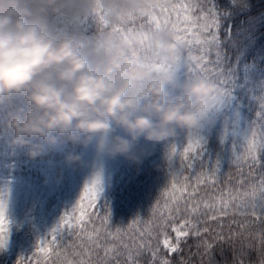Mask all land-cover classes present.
Wrapping results in <instances>:
<instances>
[{"label":"clouds","instance_id":"9594fccd","mask_svg":"<svg viewBox=\"0 0 264 264\" xmlns=\"http://www.w3.org/2000/svg\"><path fill=\"white\" fill-rule=\"evenodd\" d=\"M93 5L0 0V135L32 157L71 142L139 165L148 144L193 135L208 122L220 86L207 76L180 81L166 67L177 62L179 48L160 49L154 64L107 35L81 31L77 20ZM158 36L173 38L167 31ZM64 160L85 163L80 152Z\"/></svg>","mask_w":264,"mask_h":264},{"label":"snow or ice","instance_id":"6c2138e0","mask_svg":"<svg viewBox=\"0 0 264 264\" xmlns=\"http://www.w3.org/2000/svg\"><path fill=\"white\" fill-rule=\"evenodd\" d=\"M197 8V0H157L140 17V22L149 30L164 27L173 32L175 38L171 44L175 48L194 46L205 43L206 34L214 24L207 13ZM193 59L199 62L207 57ZM261 148H264V129L256 128L234 160L235 181L233 170L224 175L229 185L224 197L201 189L203 186L221 192L217 187L221 176L218 161L211 168L194 170V160L203 153L200 138L195 134L188 136L187 143L179 150L173 144L168 156L171 163L178 152L179 167L172 169L171 182L163 190L167 199L163 204L160 203L163 197L156 200L151 218L144 226H138L140 217L133 219L127 228L110 225V208L105 205L106 210L101 211L98 205L103 189L102 175L97 172L85 183L72 210L61 217L49 236L37 242L30 256H20L17 264H174L170 254L182 252L181 245L186 244L189 237L195 240L197 251H190L189 259L180 256L175 264H190L194 255H200L201 259L207 256L211 261L217 244H228L235 249L239 241L241 248H252V241L257 240L262 257L260 264H264ZM232 183L237 187H231ZM185 186L191 191L185 192ZM178 191L185 194L177 195ZM8 225L6 204L0 200V248L6 244ZM64 228L71 230V239L66 242L58 239V232ZM142 257L147 259L142 260Z\"/></svg>","mask_w":264,"mask_h":264},{"label":"rangeland","instance_id":"374dc122","mask_svg":"<svg viewBox=\"0 0 264 264\" xmlns=\"http://www.w3.org/2000/svg\"><path fill=\"white\" fill-rule=\"evenodd\" d=\"M155 3H157V0H149L147 6H137L136 0H127L125 6V0H113L110 5L106 4L105 0H94L91 11L79 17L77 24L82 25L92 18L100 17L106 23L127 20L137 15V13L145 14ZM197 5V10L207 13L214 20V24L206 34L205 43L179 47V50L186 52L187 64L182 66L173 64L171 70L175 73L184 70V73H176L178 79L184 81V79L188 80L200 76L199 70L202 73L209 72L210 67L206 65L210 63H221V69L223 70L220 71L223 77L222 83L227 85L222 91H231L232 95L226 93L227 102L220 101L215 97L212 109L215 108V105H220L219 110L222 112L226 108L225 106L229 104L227 109L231 110V114L226 116L229 122L228 126L225 127L224 125V117H211L209 115L210 120L202 123L201 128L194 134L202 140L203 133L207 137L209 133L215 131L217 137L220 138L218 150L224 148L230 158L244 150L254 129H264V68L248 60H235L227 56L224 51L226 39L224 34L230 30L226 27L225 20L228 12L216 7L214 0H197ZM117 12L120 13L119 16L116 15ZM57 19L60 22H65L64 17H57ZM161 31L172 33L173 38H160L158 33ZM115 36L116 33H114ZM147 38L148 47L143 51L138 49L146 57V60H153V57L160 50V45L163 48H175L171 44L175 34L164 27L151 29V34H147ZM153 43L157 50L153 49ZM126 46L127 44L123 45V47ZM193 57H207V59L198 62ZM236 107L242 112L237 111ZM231 122L235 123V129L231 128L233 126ZM232 137L237 139L233 140ZM187 139L188 135L181 133L178 138H171L155 145L148 144L150 154L143 160L159 155L165 149H171L173 144L179 150L187 143ZM141 143H144V141H141ZM12 145L8 143L7 137L0 135V149L4 148L5 150V152L0 153L2 157L8 153L7 150ZM263 149L261 148V151ZM70 151L82 153L85 163L75 166L67 164L64 156ZM44 155L46 157L40 158L38 164L37 170L40 175L38 182L31 177H18L0 173V200H3L6 204V215L9 220L7 241H13V238H17L22 244L37 247V242L43 238L41 224L44 221L42 219L45 216L47 217L46 212L49 210L46 207V202L50 201L52 191L55 192L56 188L60 189L64 194L63 197L71 203L70 209H72L79 200L85 183L89 182L97 172L102 175L103 190L100 193L102 194L105 193L103 191L108 187L111 179H116L117 175L124 174L134 165L123 156L108 157L98 153L91 145L85 147L73 145L71 142L60 144L45 152ZM231 165H235L234 161ZM58 223L59 221H56V224ZM47 224L51 226L49 222ZM173 254H170V258Z\"/></svg>","mask_w":264,"mask_h":264},{"label":"trees","instance_id":"16d2710c","mask_svg":"<svg viewBox=\"0 0 264 264\" xmlns=\"http://www.w3.org/2000/svg\"><path fill=\"white\" fill-rule=\"evenodd\" d=\"M214 2L220 10L228 12L225 20L226 27L230 30L224 34L226 36L224 51L227 56L235 60H248L264 68V0H214ZM143 15L137 13V15L127 20L109 23L104 22L102 17L92 18L85 24H78V27L93 38L107 35L114 45L123 47L124 44H127L126 48L131 53L137 52L146 59L139 50L143 51V49L148 47L147 34L150 35L151 30L142 26L140 17ZM134 21L135 24L133 23ZM114 33H116L115 37ZM141 33L146 34L141 35ZM152 47L157 50L154 43ZM162 48L163 46L160 45V49ZM185 53L182 50L178 51L177 62L174 65L182 66L187 64ZM151 61L154 64L156 63L154 60ZM206 66L210 67L209 72L205 71V73H202L199 70L200 76H207L215 81L220 86V93L216 98L227 102L226 96L232 94L231 91H222L227 85L222 83L223 77L220 71L223 70L221 69V63H210ZM182 72L184 73V70H179L176 73ZM228 105L225 106L226 108L222 112L219 110L220 105H215V108L209 113L211 117H224L225 127L229 123L226 116L231 114V110L227 109ZM236 110L242 112L237 107ZM231 125H233L231 128L235 129V123L231 122ZM219 139L215 131L209 133L207 137L203 133L201 140L203 153L200 158L194 160V170H199L201 167L211 168L218 161L221 180L217 187L221 189V192L217 193L215 188L205 189L203 186H201V189L214 195L226 197L229 185L226 184L224 175L233 170V180L235 181L236 165L231 164L237 154L229 158V154L224 148L218 150ZM232 139L235 140L237 138L235 137L234 139L232 137ZM170 150L169 148L165 149L159 155L143 160L139 165L134 164L124 174L117 175L116 179L110 180L108 187L103 191L105 193L99 196L98 205L101 211L106 210L105 205L110 208V225L113 228L117 226L127 228L128 224L137 217H140L141 220V224L138 226H144L151 218V210L156 200L163 197L160 200V203L163 204L164 200L167 199V194L163 190L171 182L172 169L179 167L178 154L173 157L171 163L167 159ZM2 152H5L4 148L0 149V153ZM7 152L4 157L0 155V173L18 177H31L35 178L37 182L39 181L40 175L37 169L40 158L46 157L44 154L32 157L27 154L26 147L18 145H12ZM259 158L264 162V149L262 151L261 149L259 150ZM230 186L237 187L235 183ZM187 191H191V189L185 186V192ZM184 194V192H177V195ZM51 195L50 201L46 202V207L49 210L46 212L47 217L45 216L42 219L44 221L41 224V235L43 238L49 236L51 229L59 224H56V221L60 222L61 217L72 210L70 209L71 203L63 197L64 194H62L60 189L56 188V191H52ZM48 222L51 226L47 224ZM58 239L63 242L71 239V230L67 228L60 230ZM195 243V240L190 237L186 244H182L183 251L179 254L174 253L171 256L174 264L180 256L189 259V252L195 253L197 251L194 247ZM252 243V248H241L238 241L235 249L228 244H217L212 251L211 261H209L207 256L201 259L200 255H194L190 258V264H239L240 261L243 264H260L262 257L260 251H258L259 241H252ZM32 246L25 243L22 244L17 238H13V241H7L6 246L1 248L2 250L0 251V264H17L20 256H30L34 252L36 246ZM221 248H223V253H221ZM146 259L147 257H142V260Z\"/></svg>","mask_w":264,"mask_h":264}]
</instances>
